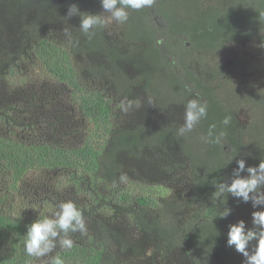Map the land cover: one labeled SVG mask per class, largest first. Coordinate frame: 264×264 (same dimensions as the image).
I'll return each instance as SVG.
<instances>
[{
    "label": "trees",
    "instance_id": "16d2710c",
    "mask_svg": "<svg viewBox=\"0 0 264 264\" xmlns=\"http://www.w3.org/2000/svg\"><path fill=\"white\" fill-rule=\"evenodd\" d=\"M72 5L106 16L101 0H0V88L8 91L0 123L50 128L0 132V264L37 263L24 250L28 228L66 201L83 210L87 234L70 232L74 247L64 250L61 232L47 264L57 254L64 264L246 263L227 239L241 220L254 228L253 202L213 197L237 178L239 160L240 177L264 160V0H155L119 24L117 41L141 44L134 49L110 37L109 26L85 35L81 16H69ZM33 69L42 77L31 82L25 72ZM194 98L207 102V117L178 136ZM129 100L140 107L115 125V108L122 113ZM240 107L256 111L248 123ZM54 116L80 124L62 131ZM212 125L214 137L225 133L220 143L202 139ZM32 170L58 173L56 185L33 214L16 213L8 202ZM121 174L136 183H120Z\"/></svg>",
    "mask_w": 264,
    "mask_h": 264
},
{
    "label": "clouds",
    "instance_id": "9594fccd",
    "mask_svg": "<svg viewBox=\"0 0 264 264\" xmlns=\"http://www.w3.org/2000/svg\"><path fill=\"white\" fill-rule=\"evenodd\" d=\"M103 9L110 13L108 16L102 14L81 13L77 5H72L69 9V16L79 14L81 16V31L91 37L95 34L97 28H104L113 22L124 24L129 20L130 11H139L144 8H150L155 0H101ZM260 47L264 48V44ZM264 90V89H261ZM151 103V101H149ZM140 107L139 101L129 100L126 104L121 103L119 107L122 111L128 112L133 107ZM208 114V104L206 101L191 99L185 105L184 123L177 130L178 136H185L194 130L196 125ZM231 122V117L226 116L222 124L227 126ZM212 125L207 137H204L206 143H220L225 135L221 131L214 137ZM237 169V178L233 179L230 185L220 184L219 190L214 194V199L222 193L227 192L236 197H242L244 202L252 200L253 207L264 204V160L258 166L248 167L250 174L248 177H240L239 173L245 169V161L239 160ZM126 174L119 177L120 183H127ZM231 209L225 208L220 213V217L229 215ZM54 218L43 216L30 225L24 241V250L26 254L35 260H41L46 254L52 252L55 247L54 240L61 233L64 238L61 239V248L70 250L74 247V240L68 235L70 232H80L81 235L87 234V224L83 210L77 206L74 201L60 202L56 205V211L52 213ZM253 216V229L246 226V222L241 220L236 224L230 225L228 232L227 245L234 247L235 250L246 258V264H264V211H255ZM256 229H259L258 231ZM256 241L255 247H250L252 241ZM50 264H64L59 254L51 258Z\"/></svg>",
    "mask_w": 264,
    "mask_h": 264
},
{
    "label": "rangeland",
    "instance_id": "374dc122",
    "mask_svg": "<svg viewBox=\"0 0 264 264\" xmlns=\"http://www.w3.org/2000/svg\"><path fill=\"white\" fill-rule=\"evenodd\" d=\"M104 13L106 14V16L110 15V13H107L106 11ZM108 26H109V29H110V31H108V35L110 36V33H111L112 38H114L117 41V39H119L120 36L123 35L122 27L119 26V23H116V22H113V23H111ZM122 42L123 41L118 42V44L120 46H122V47L128 46V45H130L132 43L131 47L133 49L136 48V47L138 48L141 45L140 43H136L137 41H135V42H128L127 41V42H124V43H122ZM235 50L236 49L233 47L232 50H231V54H234L236 52ZM261 60H258V61L261 62ZM25 74H27V76L29 77L31 82L32 81H36V80H40V78L42 77L41 74H40V71L38 69H36V70L33 69V70H30V71L27 70L25 72ZM262 77L264 78L263 75H262ZM256 78H259V77L256 76ZM108 84H109V86L107 88V91L109 89V91L111 90V92H112V93H109V94L110 95L115 94V91H114L115 87L110 86L111 83H108ZM43 86H45L44 83L42 84L39 81L36 82V88H41ZM6 95H8L7 88H5V87L0 88V102H2V101L4 102L5 100H7ZM17 98H19V97L13 96L12 100L17 101ZM118 110H119L118 108H115V111H114L115 117L113 119H114L115 125L118 124L120 121H122L121 118H123V115H124L123 111H122V113L119 111V113H121L122 116H119V113L116 114ZM178 111H176V109H175L174 115L177 116L178 115L177 114ZM238 112H239L240 118H242V123L243 124L248 123L250 120H252L253 119L252 116L256 113V111L254 112V110H252V109H245L243 107L238 108ZM181 117L184 118L182 111H181ZM25 118H27L28 120H32V117H31L30 113H28L25 116ZM55 118L56 117L54 116V119ZM60 121H61V123L58 124L57 126H59L60 130H62V131L74 130L80 124L79 120H75L74 122H70V121H73V120L69 121V119L67 117H64V118H62L60 120L56 118V122L59 123ZM40 124L36 125V127L34 128V131L32 133V131H29V129H26L25 127H22V126L21 127H17V126L9 127L6 123H4L2 121V123H0V132L1 133H7L6 130L8 129L9 132L12 135H14V136H21V135L23 136L25 133L34 134V133H38V132H41V133L45 132L44 130L47 127L46 126H42ZM159 127H160L159 122H158V124H154V129H158ZM47 129L50 130V128H47ZM39 135H41V134H39ZM57 176H59L58 173H53V172H49V171H43V170H41V171L40 170L39 171H36V170L30 171L28 173L27 177L25 178L24 182H23L22 193L19 194L18 196H16L13 200L10 199L9 202H8V206L11 207V209L14 212H16V213H20L21 214L23 212H26V213H28L30 215L33 214L32 210L34 208H38L39 207V202H40L39 200L45 194L48 186L51 183H53L54 186L56 185ZM131 182H135L136 183L135 178H133L132 176H130L128 178L127 183L131 184ZM127 183H124V184H127ZM142 183H146L145 180H143ZM54 186H51V187H54ZM2 188H4V184L3 183L1 184V188L0 189H2ZM56 188L57 187H55L53 190H55ZM180 190H183V189L176 188L175 191L178 192ZM254 210H256V211H264V204L259 205L257 207H254ZM128 232H129V237L130 238H135V237L138 236L137 232L134 231L133 229L132 230L128 229ZM47 263H48L47 262V254L41 260H38L37 263L35 262V264H47ZM135 263L136 262H133L132 259L129 260V264H135ZM137 264H144V262L143 261H139V262H137ZM243 264H246V263H243Z\"/></svg>",
    "mask_w": 264,
    "mask_h": 264
}]
</instances>
